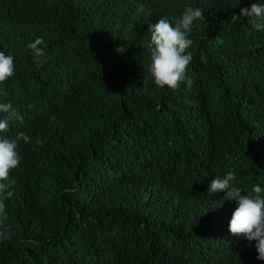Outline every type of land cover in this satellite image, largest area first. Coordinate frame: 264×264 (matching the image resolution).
<instances>
[{
    "label": "trees",
    "instance_id": "trees-1",
    "mask_svg": "<svg viewBox=\"0 0 264 264\" xmlns=\"http://www.w3.org/2000/svg\"><path fill=\"white\" fill-rule=\"evenodd\" d=\"M253 2L0 0L15 64L0 102L23 116L0 135L31 138L2 199L0 264H264L229 233L236 202L207 192L229 172L242 194L264 188V30L232 20ZM186 6L205 16L191 87L145 84L148 25ZM38 37L42 64L27 48Z\"/></svg>",
    "mask_w": 264,
    "mask_h": 264
},
{
    "label": "clouds",
    "instance_id": "clouds-1",
    "mask_svg": "<svg viewBox=\"0 0 264 264\" xmlns=\"http://www.w3.org/2000/svg\"><path fill=\"white\" fill-rule=\"evenodd\" d=\"M241 17L249 18L256 30H264V4L253 2L250 6L241 7L238 13H233L232 20L238 21ZM204 19L202 8L186 6L174 25L167 18H159L155 24L148 25L150 41L147 48L150 64L145 84L151 81L157 88L166 87L173 91L178 89L182 82L191 87L193 81L187 76V69L193 57L187 50L193 41L189 38V33L194 22ZM43 44V37H38L27 45L35 64L44 62L46 54ZM14 74V57L0 51V85H4ZM0 95L6 96L7 92L0 88ZM0 114H3L0 118V133H7L13 122L23 123V116L11 103L0 102ZM30 139L24 132H18L14 139L0 135V213L4 212L5 207L2 199L14 195L10 189L15 182L10 180L9 176L20 164L19 141L28 143ZM36 143L40 144L41 141L37 139ZM234 180L233 172L227 173L223 178H214L207 192H224V199L236 202L237 207L228 225L229 233L243 236L249 242L255 241L257 259L264 260V188L256 184L252 187L251 194H242V189L233 185Z\"/></svg>",
    "mask_w": 264,
    "mask_h": 264
}]
</instances>
